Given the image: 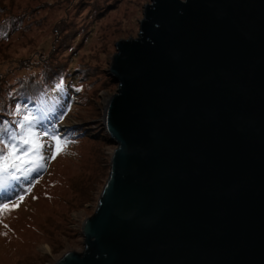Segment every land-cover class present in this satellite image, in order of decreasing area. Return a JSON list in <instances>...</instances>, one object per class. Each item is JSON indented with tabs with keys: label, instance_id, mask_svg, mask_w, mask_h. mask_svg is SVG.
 Listing matches in <instances>:
<instances>
[{
	"label": "water",
	"instance_id": "obj_1",
	"mask_svg": "<svg viewBox=\"0 0 264 264\" xmlns=\"http://www.w3.org/2000/svg\"><path fill=\"white\" fill-rule=\"evenodd\" d=\"M101 101L83 249L53 264H264V0H146Z\"/></svg>",
	"mask_w": 264,
	"mask_h": 264
},
{
	"label": "rangeland",
	"instance_id": "obj_2",
	"mask_svg": "<svg viewBox=\"0 0 264 264\" xmlns=\"http://www.w3.org/2000/svg\"><path fill=\"white\" fill-rule=\"evenodd\" d=\"M144 2L0 0V76L5 77L0 90L14 99L7 97L8 113L17 116L15 99L25 81L44 90L65 76L70 94L58 127L70 143L48 162L19 207L0 214V264H53L66 250L83 249L78 225L94 211L107 157L116 146L100 134L98 119L99 100L118 89L106 68L117 51L114 39L139 34ZM10 17L15 20L9 25ZM15 24L20 29L14 30Z\"/></svg>",
	"mask_w": 264,
	"mask_h": 264
},
{
	"label": "snow or ice",
	"instance_id": "obj_3",
	"mask_svg": "<svg viewBox=\"0 0 264 264\" xmlns=\"http://www.w3.org/2000/svg\"><path fill=\"white\" fill-rule=\"evenodd\" d=\"M56 87H64L62 79ZM15 114L20 119L12 124L5 121L0 127V195L5 197L0 202V214L10 206L19 207L25 199L24 193L31 192L40 174L47 170L48 162L56 159L70 143L59 133L56 125L42 127L47 117L38 115L27 105L17 104ZM63 115L59 119H63ZM14 193V199L7 198Z\"/></svg>",
	"mask_w": 264,
	"mask_h": 264
},
{
	"label": "trees",
	"instance_id": "obj_4",
	"mask_svg": "<svg viewBox=\"0 0 264 264\" xmlns=\"http://www.w3.org/2000/svg\"><path fill=\"white\" fill-rule=\"evenodd\" d=\"M4 12L6 13L7 11ZM8 20H9L8 24L10 25L14 22L15 18L10 17V19ZM1 23L2 22H0V27L3 26ZM18 27L19 26L15 24L13 25L12 28L15 30ZM3 79H5V77L0 76V82H1L0 86H2L3 84V81H1ZM61 79L63 80L64 87L60 88V91L58 94H56L57 95L56 96L54 93H51V89L53 87L57 89L56 85L59 83ZM61 79L57 80L56 82H52L53 85L51 86L47 85V87L44 88V90H47L46 92L42 89L44 87L43 85L40 84L38 85L36 83L25 81L23 82L21 90L19 91L20 93L19 92L17 93L18 97H16L15 99L17 101V104H20L22 107L24 105H27L28 108L36 110L38 115H45L47 117V119H45L42 122V127L50 128L52 125H56L57 128L60 127V122H62L61 121L62 119H59V117L61 116V114H63V112H65L67 106H69L68 100L70 99V94L67 91V85H68L67 77L65 78L64 76V78ZM22 81L23 80L21 79L19 86H21ZM49 88H51L50 93L48 92ZM42 93H44L45 95H43ZM7 97H9L11 100H14L13 96H9L8 94L7 95L1 94V90H0V127L3 126V122L5 121L9 122V124H12L13 121L19 119L18 116H11L8 113V106L10 105L11 100L8 101ZM1 196L2 195H0V199Z\"/></svg>",
	"mask_w": 264,
	"mask_h": 264
}]
</instances>
